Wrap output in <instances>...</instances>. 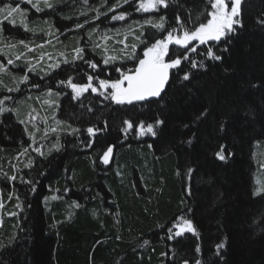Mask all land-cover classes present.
<instances>
[{
  "label": "trees",
  "instance_id": "1",
  "mask_svg": "<svg viewBox=\"0 0 264 264\" xmlns=\"http://www.w3.org/2000/svg\"><path fill=\"white\" fill-rule=\"evenodd\" d=\"M55 2L58 10L50 15L51 22L72 31L66 33L67 44L55 40L54 48L67 46L71 60L73 49L83 47L82 31L71 25L84 17L83 10L93 21L92 9L100 8V0H87L88 6L85 0ZM178 2L175 9L168 0L162 12L164 31L145 26L148 41L165 37L177 13L181 24L192 29L213 11L207 0ZM236 19L242 27L234 25L226 40L184 52L188 59H182L162 98L145 110L118 111L110 102L93 112L90 100L73 104L65 99L60 152L48 153L52 141L43 156L20 155L17 143L24 140L23 132L10 117L2 118L0 264H264V195L252 194L264 185V0H243ZM38 25L45 26L43 21ZM14 32L24 34L18 26ZM97 39L99 34L93 36ZM112 44L114 40L108 41L109 48ZM122 47L117 44L108 53L86 51L84 59L98 62L115 55L114 62L100 67L105 65L109 73L118 67L127 70L120 64L133 60L119 52ZM207 48L222 59H211ZM84 68V60L69 63L75 83ZM5 80L4 86H13L11 79ZM141 123L153 125L156 135H140ZM73 127L79 131L71 133ZM89 127H100L104 134L93 149ZM222 145L226 160L216 155ZM108 147H114V157L107 167L101 159ZM3 173L33 183L5 180ZM180 217L193 222L196 235L173 236Z\"/></svg>",
  "mask_w": 264,
  "mask_h": 264
},
{
  "label": "snow or ice",
  "instance_id": "2",
  "mask_svg": "<svg viewBox=\"0 0 264 264\" xmlns=\"http://www.w3.org/2000/svg\"><path fill=\"white\" fill-rule=\"evenodd\" d=\"M22 3H27L31 5L32 9H35L37 13L50 10V15L55 14L57 9V4L55 0H21ZM132 0H115L113 5H109L107 0H100V8H93L92 10L96 13L95 19L99 20L101 15H107L109 12H115L117 8L123 7L125 4H129ZM87 3V0H85ZM228 4H231V10L228 9ZM241 4L242 0H215L211 5L213 11L209 13L211 19H208L205 23L199 24L198 27L187 29L183 24H181L178 30L173 24L170 30L166 32L164 38H157L155 42L149 44L148 38L144 35L145 26L155 28L158 31L165 30V24L167 23V18L163 14L160 15L158 21L153 19H143L134 20L129 23L123 29H117L115 33L112 29L101 32L100 29L94 26L92 29L87 30L88 40L91 42L92 47L101 49L102 53H108L109 51H116L114 47L109 48L108 41L114 40L116 44L123 45L119 49L120 53L125 54L127 59H132L137 62V67L135 69L122 70L121 68H116L119 72V77L115 80L110 79H100L98 80L99 89L107 92L111 89L105 99H111L119 105H131L134 102H144L148 100L159 101L162 98V94L165 93V88L170 79V70L179 68L182 59H188L186 53H182L181 56H173L171 59H166L169 56L170 45H177L184 49H188L189 45L193 42H199L200 45H206L209 42H220L222 39H227V37L235 31L234 25H239L242 27V23L236 17L241 15ZM169 7L168 0H136L133 3V9L139 13H156L161 12V9H166ZM101 8L105 11L101 12ZM80 15H87V10L81 11ZM28 10L22 9L20 6L8 5L6 7L0 8V91L6 92H21V85H26L29 90L40 88L39 83H29L30 77L27 73H33L39 75L41 79L45 76H50L52 72L60 68V64L75 63L77 60H84V63L88 64L93 70L97 69V63L93 62L91 58L85 60L86 49L84 47L76 46L73 51L71 60L68 59L67 55L63 52L60 53V58H54L52 53L45 51L47 45H52V36L56 37L59 41L60 33L55 26L45 21V26H40L37 22L33 21L32 26H30L27 20ZM129 18V11L126 9L124 12L112 15L110 19L112 21H125ZM11 25L12 28L19 26L23 32L30 33L31 37L37 36L39 33H43L44 36L48 37L44 42H37L32 38L18 39L11 34H5L4 24ZM84 23H77L75 25L76 29L84 28ZM72 31L71 28L68 29ZM180 31L182 34H177ZM99 33V39L93 40V36ZM129 37H131V42H129ZM43 39V37H42ZM103 41V43H101ZM138 44H144L145 48L142 50V58L136 55V50ZM54 46V45H53ZM225 51L227 49H224ZM190 51L195 52L196 47L193 45ZM206 54L213 60H221L220 55H216L212 52L211 48L205 49ZM35 53V56L30 55ZM47 62L45 63V59ZM117 59L115 55H104L103 63L105 65L114 62ZM193 67L196 65L193 64ZM20 69L24 74L16 75L9 68ZM9 77L13 86H4V77ZM183 79L188 80L189 75L184 74ZM87 83L80 84L74 83L73 78L69 77L66 80L62 79L58 81L57 87L70 88L71 92L74 94L71 98L80 99V97L88 92L89 89L93 93H97V87L92 84L93 76H87ZM104 92L98 94L103 95ZM66 94V93H64ZM62 95L61 92H52L49 90L45 93V97H37V99H42L43 105L49 108L55 109L59 107L57 99ZM13 98L11 96H4L0 98V123H3V117L6 113H14L16 119L21 125H24L23 131L28 135L29 139L32 141L31 149L38 155L43 156L45 153L42 151L44 148L43 144H37L35 133L41 131L37 126L35 121L38 119L37 110L35 108H30V110L25 114V118L21 117V109L26 104V100H18L17 103L9 107L8 102ZM27 99H32V97H27ZM43 121L45 127L43 129V138L47 139L49 137V132L52 134H57L59 127L64 124L63 121L57 120L55 115L51 116V119L55 122V126L48 125V117H40ZM127 124L128 130H131L133 125L130 122H125ZM164 122L162 120H157L156 124L162 125ZM29 124H31L34 131H29ZM71 128V125H68ZM140 135H145L151 133L153 136L156 135L153 125H148L145 127L143 123L139 125ZM223 126H221V129ZM79 129L72 128L71 133L78 132ZM96 131H99L97 129ZM89 134H94V129L89 127L87 129ZM191 143V140L187 141ZM91 144V141H89ZM225 146H221L220 150L217 152V157L220 160H226L228 157L224 154ZM53 150L59 151V138L57 136L56 142L53 143L48 148V153L50 154ZM112 147H108L107 151L102 156V161L105 165L109 163L110 157L112 155ZM29 149L27 147L23 148L20 155L28 154ZM229 156L231 153L228 154ZM192 169H189L191 172ZM20 179L23 183H33L31 181H25L23 177H18L17 175L9 176L8 173H3V179L16 181ZM254 196L264 195V185L260 186L253 193ZM18 199V197H17ZM55 199V198H54ZM77 204L75 207H79ZM0 207H3L2 202H0ZM17 208L21 205L17 204ZM11 215H16L15 212L10 213ZM180 223L176 225L180 230L173 233V236L179 237L184 232L192 233L196 235V229L193 222L190 219L184 217L179 218ZM172 232V229H169ZM170 238H173L170 236ZM3 247V245H0ZM219 248H223V244L219 245ZM197 251L200 249L197 248ZM187 264V261H185Z\"/></svg>",
  "mask_w": 264,
  "mask_h": 264
},
{
  "label": "flooded vegetation",
  "instance_id": "3",
  "mask_svg": "<svg viewBox=\"0 0 264 264\" xmlns=\"http://www.w3.org/2000/svg\"><path fill=\"white\" fill-rule=\"evenodd\" d=\"M172 1L174 2V8L175 7L177 8V6L179 5L178 0H172ZM135 2H136V0H132V2H130L129 4H125L123 7L117 8L115 12H109L107 15H101L99 20L94 19L93 21H91V17L90 16H85L84 15V17L79 20V23H84L85 24V22H86V24H85V27L84 28H80L79 31H82V35H83L82 45L86 49V51L93 52L95 49H97V48L94 49L92 47V44L88 40V36L86 34L87 30L92 29L94 26L98 27L101 32L107 31L108 29H112V32L114 33L118 28H120V26L121 27H126L129 23H131L134 20H139V19L141 20L142 18H145V17L151 18V19H154L156 17L157 19H159V17L162 14V12H164V9H161V12H156V13H143L142 14V13L136 12L133 9V3H135ZM214 2H215V0H207L206 4H207V8L209 10H211V8H212L211 5ZM226 2H227V0H226ZM114 3H115V0H108V4L109 5H113ZM0 5H2V0H0ZM85 5L88 6V3L85 4ZM231 7H232V5L228 4L229 10H231ZM174 8H173V10L176 9V8L175 9ZM28 9H29V12H28L27 20L29 21L30 26H32V22L33 21H35V22L48 21V22L52 23L55 26V28L59 30L60 33H63L62 35H60L59 41H63L64 44H67L66 33L70 32V31H68V30L66 31L64 28L60 29V28L56 27L54 22H51V20L49 18L50 17V10H45V11L37 13L35 11V9H32L30 7H28ZM126 9L129 11V18L127 20L116 22V21H112L110 19V17L112 15H114L115 13H117L118 11L124 12ZM102 11H105V9L103 8ZM95 15H96V13H95ZM95 15H94V17H95ZM208 19H211V16L209 15V13H207L206 18L204 20H202L200 23H205ZM181 22H182L181 15L179 13L175 14L174 25H175V27L178 30L181 27ZM76 24H77L76 21H74L73 24L71 25L72 28L75 27ZM4 28H5V34L6 35L7 34H11L12 36H14V37H16L18 39L32 38V39H35L37 42H39V41L44 42V40L48 39V37L44 36L43 33H39L37 36L31 37L30 33L23 32L20 27H19L20 31L23 32L24 34L21 33V35L20 34H16L15 35V33H16V32H14L15 28H12L11 25H7L6 22L4 24ZM97 34H99V33H97ZM42 37H43V39H42ZM158 38H164V37L162 35V36H158ZM51 39H52V42H53L52 45H54V43H55L54 41L56 40V37L52 36ZM148 42H149V44L153 43L150 39H149ZM101 43H103V41H101ZM208 44H206V45L197 44V45H195L196 50L201 49V46L202 47L208 46ZM47 46L51 47V45H47ZM112 47L116 48L117 44H112L111 48ZM142 47L143 48H140L141 51H139L136 54L140 58H142V50L145 48V45H142ZM176 51H177V54L178 53L179 54L184 53V51L182 49L169 48V56H171V58H173V53L176 52ZM48 52L52 53L54 58H57V53L56 52H58V53H61V52L67 53V46H65L63 48H59V49L54 48V46H53V47H51L48 50ZM33 54H35V53H33ZM169 56L166 57V59L167 58L169 59ZM46 62H47V58L45 59V63ZM93 62H95V61H93ZM96 63H97V69H95V70L91 69L88 64L84 63V66H85L84 70L80 74H78L79 75V82L81 84H86L88 82L87 81V76L88 75L93 76L92 84H93L94 87H97V90H98L97 93H93L91 91V89H89L88 92L84 93L80 97V99L81 98H85L87 100H90L89 104H90V108H91L90 110L91 111L95 112L96 109L98 110V109L104 108L108 104H110V102L114 103L115 106L116 105L118 106L117 107V108H119L118 111L119 110L123 111V109H125V107H130V108L133 107V108H136V111H140V110H145L144 106H147L150 103L154 102V101H149V102H146V103L140 102V103H135V104H131V105H126V104L125 105H119V104H116L115 101H113L111 99H105V95H107L109 92H111V89H109L107 92H104V90L99 89L98 80L96 79V77H99L100 79L115 80V79H117L119 77L120 74L118 76H116L114 73H109L108 74V72L103 67L102 68L100 67V64H103L102 60H100V61H98ZM120 66H127V67H130V69L134 70L135 67H137L138 65H137V62L135 60H133L131 62L121 63ZM9 70L12 71L13 73H15L16 75L24 74L23 72H21L20 69H13V68L10 67ZM27 74L30 77L29 83H33V82L39 83L40 88L29 90L26 85H21L20 86L21 87V92H11V93H9V92H6V91H0V98H3L6 95L7 96H11L13 99L8 102L9 107H11L13 104L17 103L18 100H26V103L27 102L28 103L24 105L23 111H21V117L22 118H25V114L30 110L29 106L31 108H35L37 110L38 119L35 121V123L41 129V131L36 132L35 136H36L37 144L43 143L44 141L46 142V145H44V148L42 149V151L45 153L44 150L47 147V145L49 143H51L52 141L55 142L56 138H57V135H58L59 141L61 140V137H59L60 134L57 133V134H54V136L52 134H49V136L51 135V137L47 138L48 140L44 139L42 131H43L45 125H44L43 121L40 119V117H48V125L55 126V122L51 119V116L55 115L57 120H61V121L63 120V115H62L61 108H62V104L65 102V99H69L73 104H75L80 99L71 98L74 94L71 92L70 88L57 87V84H58L59 80H62V79L66 80L69 77H72L73 78V82L75 83V79L72 76V74L69 75V64L61 63L59 69H57L56 71L52 72V74L50 76H45L44 79H41L39 75H36V74H33V73H27ZM5 79L9 80L10 78L5 76ZM5 79H4V82L6 81ZM49 90H51L54 93L55 92H61L62 93V95L57 99V103L59 104L58 108H55V109L49 108L48 106L43 105L42 99H37V97L44 98L45 97V93L48 92ZM100 92H104V94L103 95L98 94ZM64 93H66V94H64ZM27 97H32V99H27ZM92 104H94V105H92ZM5 115H7L6 118L10 117L11 120L13 121V123L16 124L23 132L24 140L18 142L17 146L18 147H22V148L27 147L31 154L36 153V152H33L32 149H31L32 141L29 139L28 135L23 131L24 125H21L18 122V120L16 119V116H15L14 113H6ZM66 118H67V116H66ZM123 126H124V123H123ZM60 127H59V129H60ZM97 129H99V131H96ZM29 131H34V129L32 128L31 124H29ZM102 135H104V134H103L102 129H100V127H97L94 130V134H89L88 140L89 141L91 140L90 149H93L95 147L96 139L98 137H101ZM59 145H60V150L59 151H54L53 153H57V152H60L62 150L63 146H62V144L60 142H59ZM22 148H21V151H22ZM39 156H41V155H39Z\"/></svg>",
  "mask_w": 264,
  "mask_h": 264
},
{
  "label": "rangeland",
  "instance_id": "4",
  "mask_svg": "<svg viewBox=\"0 0 264 264\" xmlns=\"http://www.w3.org/2000/svg\"><path fill=\"white\" fill-rule=\"evenodd\" d=\"M10 1V2H9ZM243 1V0H242ZM13 2H17V3H20V7L22 8V9H26V10H28V12H29V9H28V7H30L31 8V5H29V4H27V3H22L21 2V0H4V7H6V6H8V5H12L13 4ZM57 3V2H56ZM23 5H25V7H22ZM12 6H14V5H12ZM16 6V5H15ZM18 6V5H17ZM202 19L203 18H200L198 21L200 22V21H202ZM39 22H37V24H38ZM137 127H138V125H137ZM107 151V149L103 152V154L105 153ZM102 154V155H103ZM180 229L178 228L177 229V231H179ZM185 233V232H184ZM183 233V234H184Z\"/></svg>",
  "mask_w": 264,
  "mask_h": 264
},
{
  "label": "water",
  "instance_id": "5",
  "mask_svg": "<svg viewBox=\"0 0 264 264\" xmlns=\"http://www.w3.org/2000/svg\"><path fill=\"white\" fill-rule=\"evenodd\" d=\"M193 43H195V42H193ZM192 43V44H193ZM191 45V44H190ZM190 45H189V48H190ZM177 46V45H176ZM177 48H181V49H184V48H182V47H179V46H177ZM188 48V49H189ZM184 50H186V49H184ZM170 73H171V71H170ZM170 80V79H169ZM169 82V81H168ZM169 84V83H168ZM168 84H167V86H168ZM167 86H166V88H167ZM166 88H165V90H166ZM155 99H153V100H148V101H154ZM144 102H146V101H144ZM113 158H112V155H111V157H110V160H109V163L107 164V166H109L110 164H111V160H112Z\"/></svg>",
  "mask_w": 264,
  "mask_h": 264
},
{
  "label": "bare ground",
  "instance_id": "6",
  "mask_svg": "<svg viewBox=\"0 0 264 264\" xmlns=\"http://www.w3.org/2000/svg\"><path fill=\"white\" fill-rule=\"evenodd\" d=\"M19 4H20V3H16L15 5H16V6H17V5L19 6ZM22 7H23V6H22ZM170 46H171V48H173V49H178L176 45H170ZM103 68H104L105 70L107 69V67H106L105 65L103 66ZM108 73H109V72H108ZM114 74H115L116 76H118V75H119V72L115 71Z\"/></svg>",
  "mask_w": 264,
  "mask_h": 264
}]
</instances>
